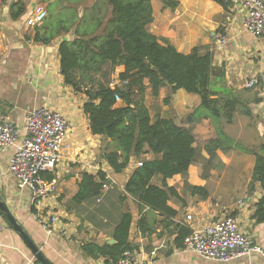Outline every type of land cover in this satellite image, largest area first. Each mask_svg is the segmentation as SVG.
I'll list each match as a JSON object with an SVG mask.
<instances>
[{"label": "crops", "instance_id": "0c3cea01", "mask_svg": "<svg viewBox=\"0 0 264 264\" xmlns=\"http://www.w3.org/2000/svg\"><path fill=\"white\" fill-rule=\"evenodd\" d=\"M168 1L177 6L152 0L153 22L147 26L148 31L167 39L183 54H190L199 46H215L217 35L225 33L229 42L223 52L215 53L216 64L226 65L230 84L244 87L248 77L257 78L260 86L253 92L260 91L262 100L252 106V117L238 113L232 123L224 124V132L232 143L226 144L228 150L219 149L211 158L206 146L216 140L215 129L209 120L196 123L192 117L201 103L200 97L182 89L172 95L173 111L166 107V114L161 117L173 119L178 126L193 128L194 147L198 150L187 183L181 175L167 180L168 186L178 192V197H171L168 202L175 215L149 211L131 196L123 200L125 185L138 162L132 159L123 173L115 174L101 157L111 140L91 132L84 113L86 95L66 85L61 74L60 45L74 36L68 34L50 45L32 40L35 27L28 26L27 19L38 4L48 11L49 0H0V115L14 122L21 137L27 134L26 118L35 108H52L72 124L71 151L63 154L54 172L44 175L56 181L57 189L41 209L33 206L29 191L20 189L9 171L14 147L0 154V199L52 264H112L105 258L86 257L82 247L87 243L116 244L114 231L123 213L133 216L130 243L144 264H223L184 251L180 236L184 231L191 233L229 217L237 219L240 230L264 247V223L254 219L264 190L258 183L249 192L256 158L246 153V149L259 150L264 144V37L256 38L244 30L242 0L231 1L228 9L214 0ZM17 2L24 4L25 13L14 19L11 9ZM124 71L123 66L117 67L113 77L118 79ZM146 86L145 99H148L151 89L148 82ZM169 92L167 87L161 89L157 99H164ZM99 173L106 176L102 195L77 202L83 175H93L99 181ZM152 183L163 185L159 176ZM189 187L205 189L208 197L203 199ZM39 213L58 217L54 235L44 231L36 216ZM2 214L7 218L0 210L6 225L1 234L0 264H42ZM153 251L156 258L151 257ZM227 264H264V257L253 255Z\"/></svg>", "mask_w": 264, "mask_h": 264}, {"label": "trees", "instance_id": "16d2710c", "mask_svg": "<svg viewBox=\"0 0 264 264\" xmlns=\"http://www.w3.org/2000/svg\"><path fill=\"white\" fill-rule=\"evenodd\" d=\"M214 1L228 9L224 0ZM49 2L48 17L43 26L35 27L33 42L50 45L60 37L74 36L60 45L61 74L66 85L86 95L84 113L91 132L111 140L101 157L115 174L123 173L132 159L142 163L125 185L123 200L131 196L149 211L175 215L168 202L171 197H178V192L168 186L167 180L181 175L187 183L189 168L198 158L196 139L193 128L178 126L173 119H152L145 104L146 82L154 98L159 97L161 89L169 88L165 105H170L172 95L181 89L200 97L201 103L192 117L196 123L209 120L215 129L216 140L206 146L212 158L217 150L226 151V144L232 143L224 132V124L232 123L238 113L252 117V106L262 101L260 91L253 92L260 81L252 88L230 84L226 65L216 64L214 45L199 46L190 54H183L167 39L150 33L147 26L153 22L152 0ZM164 3L177 6L168 0ZM11 12L12 18H19L25 13L24 4L15 3ZM54 12L56 16L52 19ZM120 66L125 68L118 76L121 85L113 90L100 79L106 76L105 67L113 75ZM117 97L121 102H117ZM246 153L256 158L249 192L258 183L264 190V144L259 150L246 149ZM157 176L163 182L160 187L152 183ZM105 184L103 173H99V181L84 174L77 202L99 198ZM189 188L203 199L208 197L203 188ZM254 219L264 223V195L257 204ZM132 222V214L123 213L114 231L116 244L87 243L82 247L84 255L117 264L126 250H134L130 243ZM189 235V230L182 232L181 241Z\"/></svg>", "mask_w": 264, "mask_h": 264}, {"label": "built area", "instance_id": "2783aa9c", "mask_svg": "<svg viewBox=\"0 0 264 264\" xmlns=\"http://www.w3.org/2000/svg\"><path fill=\"white\" fill-rule=\"evenodd\" d=\"M227 4L234 0H224ZM245 10L242 25L250 35L264 37V0H242ZM48 17L45 6L38 4L27 19L30 27L40 26ZM229 42L225 33L217 35L215 52H223ZM258 84L252 80L247 88ZM121 85L117 78L109 84L111 89ZM117 102L121 99L117 97ZM71 122L60 112L47 106L35 108L26 118V135L21 137L18 127L8 117L0 115V154L14 147L9 160V171L16 178L18 186L31 194L34 207L41 209L45 202L54 196L57 189L55 180L44 175L54 172L63 154L71 151ZM142 163H137V167ZM44 231L54 235L58 217L56 215L37 214ZM6 225L0 216L1 234ZM184 251L192 252L204 260L227 264L244 257L260 255L264 257V247L254 242L242 232L237 219L226 218L220 222L193 231L184 240ZM156 258V251L151 253ZM143 258L134 250H126L117 264H144Z\"/></svg>", "mask_w": 264, "mask_h": 264}, {"label": "rangeland", "instance_id": "374dc122", "mask_svg": "<svg viewBox=\"0 0 264 264\" xmlns=\"http://www.w3.org/2000/svg\"><path fill=\"white\" fill-rule=\"evenodd\" d=\"M45 1H48V0H45ZM90 1H92V0H90ZM42 3H44V2H42ZM55 16H56V14L54 12L53 16H52V19L55 18ZM104 72H105L106 76H104L103 78L101 77L100 81L103 80L104 82L110 84V82L114 78L113 76H115V75H112L111 73L108 74L109 73V68L108 67H105ZM252 80H257L258 81L257 78L248 77L245 80L244 85L247 86V84H250V82ZM169 94H170V92L166 94L164 99H157V98H152L153 96H152V92H151V94H149L148 99H145V102H147V106H149V108L151 109V113H152L153 119H155L156 117H161L162 114H166V111H165L166 107H168L170 111H173L171 109L170 105L167 106L164 103V100L169 96Z\"/></svg>", "mask_w": 264, "mask_h": 264}, {"label": "water", "instance_id": "95a60500", "mask_svg": "<svg viewBox=\"0 0 264 264\" xmlns=\"http://www.w3.org/2000/svg\"><path fill=\"white\" fill-rule=\"evenodd\" d=\"M0 210L4 212L9 219L12 227L19 233L27 247L32 251L34 256L40 261L42 264H52L49 262L43 255L40 248L35 244V242L31 239V237L24 231L23 227L17 222L14 216L9 212L5 203L0 199Z\"/></svg>", "mask_w": 264, "mask_h": 264}]
</instances>
